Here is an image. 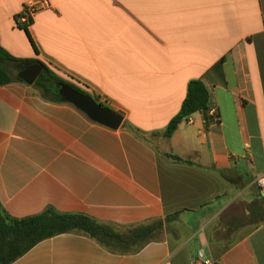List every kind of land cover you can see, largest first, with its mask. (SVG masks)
I'll return each instance as SVG.
<instances>
[{
    "label": "crops",
    "instance_id": "crops-1",
    "mask_svg": "<svg viewBox=\"0 0 264 264\" xmlns=\"http://www.w3.org/2000/svg\"><path fill=\"white\" fill-rule=\"evenodd\" d=\"M26 1L0 0L15 74L38 61L122 120L112 129L33 82L1 84L0 207L119 225L178 214L133 253L59 233L9 264H190L199 248L216 264H264V221L243 209L264 171V0H45L23 29ZM193 78L212 120L192 112L163 137Z\"/></svg>",
    "mask_w": 264,
    "mask_h": 264
},
{
    "label": "trees",
    "instance_id": "trees-1",
    "mask_svg": "<svg viewBox=\"0 0 264 264\" xmlns=\"http://www.w3.org/2000/svg\"><path fill=\"white\" fill-rule=\"evenodd\" d=\"M17 24L26 29L25 23L18 21ZM19 62L20 59L13 57L0 45V85L18 81L15 76V66ZM54 81L67 83L78 91L88 94L84 88L64 80L46 66H43L33 85L41 90L43 97L53 98L50 91ZM92 98L104 106L95 97ZM206 103L207 90L203 83L196 78L188 80L179 107L165 124L161 135L169 136L181 120L195 111L202 114L204 124L210 122L213 115L208 114ZM167 155L175 160H183L173 154ZM243 209L249 223L264 221V194L260 195L256 186ZM177 214L178 212H173L163 217L119 225L98 220L81 212H62L51 207H45L37 213L15 217L0 207V264H9L36 242L59 233L87 236L113 253H133L147 242L157 240L161 236L163 227L175 220Z\"/></svg>",
    "mask_w": 264,
    "mask_h": 264
},
{
    "label": "water",
    "instance_id": "water-1",
    "mask_svg": "<svg viewBox=\"0 0 264 264\" xmlns=\"http://www.w3.org/2000/svg\"><path fill=\"white\" fill-rule=\"evenodd\" d=\"M42 67L43 65L38 61L28 62L19 67L15 75L23 83L31 84ZM55 94L59 100L72 104L92 121L112 129L121 124V114L100 105L89 94L82 93L67 83L58 82Z\"/></svg>",
    "mask_w": 264,
    "mask_h": 264
},
{
    "label": "built area",
    "instance_id": "built-area-1",
    "mask_svg": "<svg viewBox=\"0 0 264 264\" xmlns=\"http://www.w3.org/2000/svg\"><path fill=\"white\" fill-rule=\"evenodd\" d=\"M46 5L47 2L45 0H40L38 2L28 0L22 5L20 14L17 19L19 20V22H23L27 25L33 12L37 8ZM184 121L189 122L188 116L184 119ZM253 183L257 187L259 192H262L264 194V171L254 177ZM190 264H216V262L208 255L205 249L199 248L190 258Z\"/></svg>",
    "mask_w": 264,
    "mask_h": 264
},
{
    "label": "flooded vegetation",
    "instance_id": "flooded-vegetation-1",
    "mask_svg": "<svg viewBox=\"0 0 264 264\" xmlns=\"http://www.w3.org/2000/svg\"><path fill=\"white\" fill-rule=\"evenodd\" d=\"M41 71H42V69L40 70V72H41ZM40 72H39V73H40ZM39 73H38V74H39ZM37 76H38V75H37ZM37 76H36V77H37ZM35 79H36V78H35ZM64 80H65V79H64ZM66 81H68V80H66ZM58 82H60V81H54V82H53L52 87H51V91H50L51 93L55 94V90H56V88H57V83H58ZM68 82H70V81H68ZM70 83H72V82H70ZM55 95H56V94H55Z\"/></svg>",
    "mask_w": 264,
    "mask_h": 264
},
{
    "label": "rangeland",
    "instance_id": "rangeland-1",
    "mask_svg": "<svg viewBox=\"0 0 264 264\" xmlns=\"http://www.w3.org/2000/svg\"><path fill=\"white\" fill-rule=\"evenodd\" d=\"M64 78V77H63ZM33 90H35L36 92L40 93V89L37 86H32ZM260 195H263L262 192H259Z\"/></svg>",
    "mask_w": 264,
    "mask_h": 264
}]
</instances>
